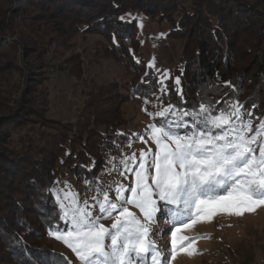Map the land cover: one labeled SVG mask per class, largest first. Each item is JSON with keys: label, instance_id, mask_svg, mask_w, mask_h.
Returning <instances> with one entry per match:
<instances>
[{"label": "trees", "instance_id": "1", "mask_svg": "<svg viewBox=\"0 0 264 264\" xmlns=\"http://www.w3.org/2000/svg\"><path fill=\"white\" fill-rule=\"evenodd\" d=\"M6 2L12 6L4 17L5 24L10 13V37L31 34L26 54L46 52L47 38L74 48L80 34L102 35L111 44L108 54L132 76L131 90L143 97L154 96L162 83L133 56L140 44L132 16L168 22L172 26L169 36L180 38L184 47L180 66L172 75L180 84L168 80L162 94L166 106L179 103L182 92L184 108L190 109L202 99L227 101L242 105L245 119L252 120L255 128L264 121V8L258 4L246 0ZM2 24L0 87L12 72L20 71L19 46L8 39ZM39 60L26 63L32 82L15 112L0 119V264H33L37 258L44 264H67L66 256L49 244V224L65 225L54 219L60 210L48 190H55L62 170L72 173L78 182L89 181L91 189L103 185L98 176L107 167L105 157L118 152L125 138L118 131L128 124L122 108L126 97L117 82L89 92L74 122L48 119L49 76L40 71ZM14 88L8 91L9 101L0 102V111L14 109L10 104L15 103L19 87ZM0 100H5L1 94ZM169 207L165 205L161 212L166 223Z\"/></svg>", "mask_w": 264, "mask_h": 264}, {"label": "snow or ice", "instance_id": "2", "mask_svg": "<svg viewBox=\"0 0 264 264\" xmlns=\"http://www.w3.org/2000/svg\"><path fill=\"white\" fill-rule=\"evenodd\" d=\"M144 102L151 101L145 97ZM183 103L181 92L175 105L169 102L156 112L144 109L154 122L137 139L151 141L154 151L108 161L110 173L134 177L129 184L114 180L97 185L91 189V204L80 201L77 193L48 190L60 210L54 219L65 225L49 224V235L63 242L80 264H170L178 251L196 254L188 247L195 241L181 233L198 221L218 212L240 216L264 206V140L258 139L264 137V121L254 130L237 103L202 99L190 109ZM165 205L172 206L167 217L170 250L157 245L151 230ZM105 220L112 223L106 226ZM33 264L44 261L37 258Z\"/></svg>", "mask_w": 264, "mask_h": 264}, {"label": "rangeland", "instance_id": "3", "mask_svg": "<svg viewBox=\"0 0 264 264\" xmlns=\"http://www.w3.org/2000/svg\"><path fill=\"white\" fill-rule=\"evenodd\" d=\"M6 1L0 0V23H3L8 39L16 41L19 46L20 71L12 72L10 76L7 74L8 77L4 76L5 80L7 77V81L2 83L0 94L1 99L5 100H0V102L7 103L10 97L8 91H11L12 87H15L14 90L19 88L15 103H9L14 106V109L6 112L0 111V119L13 114L17 109L26 86L32 82L28 78L26 63L35 61L39 57L41 60L38 64L41 68L43 67L40 71L46 72L49 76V80L46 81L50 92L48 119L74 122L89 92L101 86H109L114 82L120 83L122 90L119 92L126 97L122 108L128 124L118 132L125 135V138L120 141L118 152L105 157L107 167L100 173L98 180L104 186L114 180H119L125 185L132 182L134 177L131 174H128V179H124L115 172L110 173L108 169L112 165L108 161L113 157L119 159L125 155L130 156L132 153L139 156L140 150L146 151L148 148L155 150V145L151 141L142 143L137 139V135H143L148 126L154 122L144 109H147V112H156L166 106L162 94L168 86V80L176 82L177 78H173L172 75L181 63L183 41L176 36H169L172 26L168 22L161 23L139 14L132 16L137 21L136 37L140 44L138 52L132 51L133 56L142 63L146 70L155 72L158 82H162L159 91L154 92V96L147 97L151 102L145 104V97L131 90L132 76L125 73V66L108 54L107 50L111 44L102 35L80 34L73 42L74 48H67L65 43H53L47 38L44 40L46 52L26 54L24 48L32 42L29 36L31 34L26 32L19 33L13 38L10 37L8 32L10 13L8 12L5 24L4 17L12 6ZM246 1L264 8V0ZM15 8L17 7L14 4L13 9ZM243 24H246L245 19ZM71 72L76 75H71ZM252 127L256 129L253 123ZM258 139L264 140V137H258ZM129 144H131L130 147ZM55 190L77 193L80 201L88 200L90 204L92 203L89 183L78 182L67 170H62ZM24 201L27 203L28 199L25 198ZM27 204L30 205L29 202ZM130 210L138 211L134 208ZM103 223L109 226L112 221L105 220ZM170 228V223L163 222V216L161 212H158L151 224V230L155 233L152 238L156 240L159 247L169 250L171 249L170 234L167 233ZM181 234L195 241L188 247L189 250L195 249L196 254L189 256L178 251L176 258L171 260L170 264H264V206L252 212L246 211L240 216L218 212L204 222L198 221ZM49 244L55 251L64 254L72 264H80L75 254L63 242L50 235Z\"/></svg>", "mask_w": 264, "mask_h": 264}]
</instances>
